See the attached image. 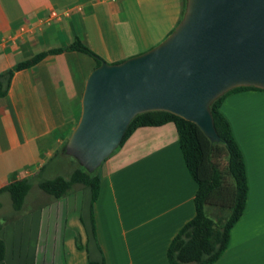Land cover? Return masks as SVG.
Returning a JSON list of instances; mask_svg holds the SVG:
<instances>
[{"label": "crops", "instance_id": "obj_1", "mask_svg": "<svg viewBox=\"0 0 264 264\" xmlns=\"http://www.w3.org/2000/svg\"><path fill=\"white\" fill-rule=\"evenodd\" d=\"M182 10V0H0V74L63 49L16 71L7 94L0 90L6 264H171L168 248L195 216L198 189L173 122L138 127L102 163L93 206L89 187L56 199L38 186L16 211L8 188L51 163L79 121L97 60L69 47L79 40L103 61L120 63L166 39ZM220 111L242 151L248 195L213 264H264V89L233 91Z\"/></svg>", "mask_w": 264, "mask_h": 264}, {"label": "water", "instance_id": "obj_2", "mask_svg": "<svg viewBox=\"0 0 264 264\" xmlns=\"http://www.w3.org/2000/svg\"><path fill=\"white\" fill-rule=\"evenodd\" d=\"M242 86L264 89V0H186L161 43L90 73L65 151L93 173L150 111L178 115L220 142L211 105Z\"/></svg>", "mask_w": 264, "mask_h": 264}, {"label": "trees", "instance_id": "obj_3", "mask_svg": "<svg viewBox=\"0 0 264 264\" xmlns=\"http://www.w3.org/2000/svg\"><path fill=\"white\" fill-rule=\"evenodd\" d=\"M182 2L183 17L186 0ZM69 49L80 50L92 55L97 60V66L103 61L90 47L79 40H76ZM61 51L63 49L42 52L1 73V94H7L16 71L32 67L49 53ZM243 89L263 90L254 86L237 87L225 93L211 105L215 127L221 137L220 142H212L198 125L178 115L168 111H150L139 114L132 120L119 145V147L122 146L141 126H159L173 122L177 127L185 163L197 182L198 189L195 195V216L183 226L168 248L167 255L171 264H213L216 262L227 249L230 231L243 214L248 195L245 160L230 123L220 111L226 95ZM65 145L56 153L51 162L61 156V153H66ZM70 157L76 159L73 156ZM45 168L38 175H41ZM32 179L19 180L9 186L8 190L16 211L24 205L26 196L32 187ZM100 180L98 170L91 173L79 164L70 169L68 176L57 175L43 178L38 181V186L56 199L67 196L78 186L89 187L92 192L93 206L98 197ZM4 255L5 243L0 239V264H6L3 260Z\"/></svg>", "mask_w": 264, "mask_h": 264}, {"label": "rangeland", "instance_id": "obj_4", "mask_svg": "<svg viewBox=\"0 0 264 264\" xmlns=\"http://www.w3.org/2000/svg\"><path fill=\"white\" fill-rule=\"evenodd\" d=\"M79 164L80 163L77 159L71 158L66 153H61V156L57 157L53 162L46 165V169H44L41 175H38L37 177H34L32 179V195L30 196H33V194H35L34 192H39L38 181L40 179L50 178L57 175L68 176L70 173V169L78 166Z\"/></svg>", "mask_w": 264, "mask_h": 264}, {"label": "built area", "instance_id": "obj_5", "mask_svg": "<svg viewBox=\"0 0 264 264\" xmlns=\"http://www.w3.org/2000/svg\"><path fill=\"white\" fill-rule=\"evenodd\" d=\"M54 15H55V13H54Z\"/></svg>", "mask_w": 264, "mask_h": 264}]
</instances>
